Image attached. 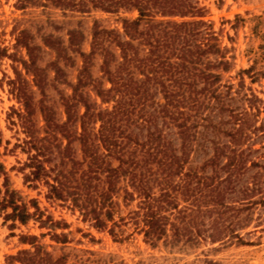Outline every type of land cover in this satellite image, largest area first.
Masks as SVG:
<instances>
[{
  "label": "trees",
  "instance_id": "obj_1",
  "mask_svg": "<svg viewBox=\"0 0 264 264\" xmlns=\"http://www.w3.org/2000/svg\"><path fill=\"white\" fill-rule=\"evenodd\" d=\"M43 1L65 11L125 10L138 17L124 19L122 33L95 25L89 54L79 48L83 35L69 32V48L83 59L76 84L67 81L58 61L51 64L54 81L72 89L70 96L61 94L64 121L47 101L51 84L39 66L41 48L21 31L17 46L28 57L22 65L43 96L37 104L19 72L10 81L24 107L17 116L29 155L25 182L43 183L47 199L70 203L98 230L112 224L111 234L121 199L127 205L138 201L135 222L152 245L169 238L191 245L252 244L246 236H255L264 224V156L258 160L260 149L250 144L253 135L264 136L263 122L258 126L262 101L222 84L221 72H229L231 63L203 21L204 9L195 0H17V6ZM44 42L59 61L74 64L59 39L49 36ZM6 54L0 50V57ZM96 56L102 59L98 78L91 70ZM209 150L200 167L188 168L192 155ZM5 188L0 216L12 221V228L31 220L50 228L61 225L45 217L37 201L29 206ZM252 226L255 230L248 231ZM52 238L66 243L67 235ZM21 239L33 251L9 257L11 264H64L37 236Z\"/></svg>",
  "mask_w": 264,
  "mask_h": 264
},
{
  "label": "rangeland",
  "instance_id": "obj_2",
  "mask_svg": "<svg viewBox=\"0 0 264 264\" xmlns=\"http://www.w3.org/2000/svg\"><path fill=\"white\" fill-rule=\"evenodd\" d=\"M195 1L204 9L203 21L210 25L221 50L231 63L229 72H221L222 84H232L234 91L241 89L242 94H255L262 101L259 103L262 114L258 126L262 122L264 124V0ZM137 17L136 11L125 10L115 14L98 9H90L87 13L65 11L45 1L21 9L17 6V0H0V50L7 53L0 57V197L7 185L26 204L31 206L32 200L37 201L45 217L50 216L53 221L61 223L56 228H50L31 220L27 225L17 222L12 228L13 222L5 221L3 215L0 216V264H11L9 257L23 250L33 251L32 246L22 242L24 235L37 236L43 249L54 260L62 259L64 264H264V224L263 230L258 229L255 236H246L252 243L249 245H213L208 242L191 245L184 241L175 243L172 238L152 245L145 240L141 230L143 225L135 222L134 212L139 210L138 201L127 205L119 200L115 218L118 223L114 234H111L109 229L112 224L105 230H98L91 222L84 221L81 213L73 209L70 203L47 199L48 189L43 183H37L35 187L33 183L25 182V175L30 172L25 167L29 155L23 148L25 134L17 116L24 107L13 92L10 81L15 80L19 72L29 83L37 104L43 96L34 87L33 76L27 74L22 65L21 61L28 57L26 50L17 46L21 31L32 35L33 43L41 48L39 66L47 71L51 84L46 91L47 101L56 109L58 119L64 121L61 94L70 96L72 89L68 84L54 81L55 72L51 64L58 61L67 75V81L76 84L83 59L69 48V32L76 30L83 35L79 48L89 54L95 25L122 33L123 20ZM49 36L59 39L68 48L73 65L63 59L59 61L57 53L46 46L44 39ZM101 64V57L96 56L91 68L95 78L101 76ZM248 70L250 73L244 72ZM91 95L96 99L93 93ZM36 120L39 126L44 125L39 112ZM261 135L263 132H259L258 137L253 135L250 142L255 143L254 149H260V153L255 154L258 160H262L261 154L264 156V136ZM74 146L80 155L79 145ZM208 152L192 155L188 168L200 167L211 155V150ZM181 205L185 203L181 202ZM254 230L253 226L248 229ZM54 233L66 234V243L54 240Z\"/></svg>",
  "mask_w": 264,
  "mask_h": 264
}]
</instances>
